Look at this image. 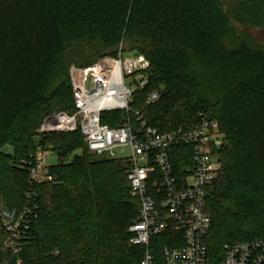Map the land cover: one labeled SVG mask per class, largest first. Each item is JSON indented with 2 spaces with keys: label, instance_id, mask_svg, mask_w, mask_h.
<instances>
[{
  "label": "trees",
  "instance_id": "obj_1",
  "mask_svg": "<svg viewBox=\"0 0 264 264\" xmlns=\"http://www.w3.org/2000/svg\"><path fill=\"white\" fill-rule=\"evenodd\" d=\"M264 0H0V210L28 207L22 251L0 264H139L130 242L140 201L128 162L96 155L79 130L39 133L44 119L73 114L71 66L142 55L147 84L131 109L157 130L189 128L204 113L224 138L209 193L204 238L215 263L223 246L264 238ZM153 90L157 102L146 105ZM123 112L102 113L116 126ZM9 145L12 152L3 147ZM41 147L58 162L52 181L30 177ZM170 232L152 238L156 264Z\"/></svg>",
  "mask_w": 264,
  "mask_h": 264
},
{
  "label": "built area",
  "instance_id": "obj_2",
  "mask_svg": "<svg viewBox=\"0 0 264 264\" xmlns=\"http://www.w3.org/2000/svg\"><path fill=\"white\" fill-rule=\"evenodd\" d=\"M149 62L142 55L105 56L87 67L71 66L70 84L75 112L47 116L39 133L79 130L88 150L128 162L131 195L140 201L137 219L130 226V242L144 248L139 264H156L152 238L170 232L162 248L164 264H264V238L224 244L217 263L204 238L211 218L206 205L210 188L221 168L218 150L224 138L219 124L204 113L189 128L161 132L149 126L140 111L131 109L133 94L148 82ZM91 82V87H89ZM153 90L145 104L157 102ZM123 112L116 126L101 122L102 113ZM41 147L34 156L30 177L35 183L52 181ZM28 207L1 208L5 250L18 255L29 222ZM16 264H21L17 259Z\"/></svg>",
  "mask_w": 264,
  "mask_h": 264
},
{
  "label": "rangeland",
  "instance_id": "obj_3",
  "mask_svg": "<svg viewBox=\"0 0 264 264\" xmlns=\"http://www.w3.org/2000/svg\"><path fill=\"white\" fill-rule=\"evenodd\" d=\"M251 34L258 41H261L262 38H264V37H262V34L259 32H252ZM126 54L130 55V53H126ZM131 55L137 57L139 54L132 53ZM91 85H92L91 82H89V87H91ZM3 151L6 153H10V152H12V147L9 145H6L5 147H3ZM46 152L47 153L44 156V162H45L46 166L48 167L51 165H55L58 162L57 156L54 153L49 152L47 150H46ZM1 225H2V223H1ZM2 227H3V225H2ZM5 234H6V232H5Z\"/></svg>",
  "mask_w": 264,
  "mask_h": 264
}]
</instances>
